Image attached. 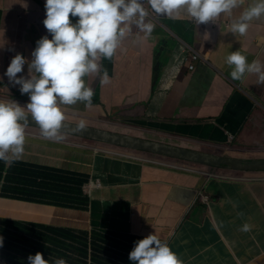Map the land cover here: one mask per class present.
Segmentation results:
<instances>
[{
	"label": "crops",
	"instance_id": "0c3cea01",
	"mask_svg": "<svg viewBox=\"0 0 264 264\" xmlns=\"http://www.w3.org/2000/svg\"><path fill=\"white\" fill-rule=\"evenodd\" d=\"M252 2L245 0L244 6ZM144 7L158 17V22L145 18L154 23L152 33L144 37L131 25L113 56L99 61L108 82L83 77L93 89L91 102L72 104L81 109L60 107L88 111L84 122L92 128L129 134L137 123L143 130L136 136L145 139L198 151H224L236 143L235 149L264 158V147L256 146L264 142V83H257L255 73L233 80L232 66L226 63L227 55L238 50L249 62L264 64V15L249 21L241 35L230 31L239 10L232 17L197 24L183 8L158 16L147 3ZM44 17V0H0V100L28 101L3 73L16 53L31 59L35 42L43 35L51 38ZM181 41L210 65L197 63L190 71ZM78 144L50 148L42 134L25 133L22 156L8 166H52L76 180L88 175V184L100 185L85 187L87 211L49 206V194L43 192L33 201L36 185L28 187L30 200L0 191V259L8 256L27 264V256L39 251L50 264L58 258L66 264H123L134 241L153 232L182 264H264V174L232 177L173 158L148 160ZM203 194L212 198L211 204ZM245 223L249 230L241 231ZM8 224L14 225L13 235H8ZM80 239L89 245L81 246Z\"/></svg>",
	"mask_w": 264,
	"mask_h": 264
},
{
	"label": "clouds",
	"instance_id": "9594fccd",
	"mask_svg": "<svg viewBox=\"0 0 264 264\" xmlns=\"http://www.w3.org/2000/svg\"><path fill=\"white\" fill-rule=\"evenodd\" d=\"M144 3H147L158 16H172L177 10L183 8L187 15L191 17L190 20L194 19L197 24L214 22L216 18L222 15L232 17L233 13L239 10V15L231 22L230 31L241 35L246 33L249 21L264 15V0H253L247 6H244L245 0H44L45 17L42 23L48 33L51 34V38L48 35H43L35 42L36 46L30 53L31 59L26 58L21 53H16L10 59L3 73V76H6L9 82L19 86L21 94L28 95V101L24 105H20L15 100H0V160L10 163L22 156L25 133L31 134L32 137L38 134L25 130L30 121L39 127L37 129H40L43 138L47 140L50 148L68 146L67 144L79 146V141L75 144L70 141L72 140L71 138L67 140L62 139V134L64 133H61L60 130L63 127V121L75 124L77 130L90 126L85 124L84 118L78 122L66 119L64 110L60 105H68V109H71V105L77 101H83L86 105L91 102L93 89L91 86L86 85L83 77L94 75L101 83L108 82V73L106 70H103V66L99 61L102 57L111 58L113 56L121 40L130 31L131 25L134 24L143 33L144 37L152 33L154 23L151 19L146 21L145 18L150 16L155 22H158V17L153 12L149 13L145 9ZM70 17L75 19H70ZM181 42L186 48L191 61L190 64L193 63L194 66L197 63L210 65L209 60L198 50L185 44L183 41ZM192 51H195L200 56L199 61H192L190 57ZM226 63L232 66L229 75L233 80L241 79L245 73H255L257 83H264V64H261L259 60L249 62L246 56L237 50L227 55ZM25 65H27L26 74H24ZM17 73L22 74L18 76ZM81 114L86 116L84 112ZM86 120L89 121V118L86 117ZM135 125L137 123H134V126L127 130L129 134L111 132L122 136L158 142L153 139L136 136L138 134L137 130L141 132L143 129L137 128ZM235 144H230V146L236 153L244 156L251 154L255 157L253 152L247 153L246 149H235ZM80 145L86 146L83 143H80ZM107 145L134 151L141 155L140 157L135 156V158L155 160L148 157V154L153 153L137 151L117 145ZM90 149L129 156L128 154L116 151L104 150L101 147ZM202 153L208 154L206 152ZM220 156L232 157L227 155ZM180 161L190 163L183 160ZM7 163L6 167H9ZM191 164L193 166L199 165ZM43 167L53 169L52 166ZM232 171L238 172L239 175L234 176L229 173L227 175L255 179V175L264 174V171ZM4 175H6V172ZM244 175H248V177H244ZM4 177L1 182L2 185ZM88 183L83 185V195L85 187L92 189V187L100 185L99 182L93 185ZM51 197L53 195L49 197V202ZM63 197L66 196L62 192L55 205L49 204V206L87 211V205L81 209L76 208L78 207V202L67 203L68 206L75 208L60 206L59 201ZM205 197H209V199L206 200ZM72 198L79 197L73 196ZM203 199L208 204L212 203V198L208 194H203ZM248 230L249 225L247 223L241 226V231ZM85 240L89 245V240L87 239H80L78 242L81 244ZM2 245L3 237L0 236V246ZM12 260L15 264H24L20 259L8 256L2 257L0 264H12ZM126 262L127 264H182V261L171 250L167 242L161 241L158 235L153 232L134 241L132 249L123 258V264ZM27 264H50V261L45 259L41 252L37 251L35 254L27 256ZM51 264H66V261L63 258H58L54 262H51Z\"/></svg>",
	"mask_w": 264,
	"mask_h": 264
},
{
	"label": "trees",
	"instance_id": "16d2710c",
	"mask_svg": "<svg viewBox=\"0 0 264 264\" xmlns=\"http://www.w3.org/2000/svg\"><path fill=\"white\" fill-rule=\"evenodd\" d=\"M17 95V94H14ZM5 161L0 160V185L4 177V183L2 187V193L10 195L12 199L24 200L27 198L30 200L32 196H29L30 191L28 187L30 185H36L38 188V197L41 193H48L51 205H55L58 201L61 193L66 197H63L59 201L60 206L66 208H75L68 206V202H78V209H81L87 205V199L83 195V185L89 181V176L85 174L79 175V179H73L71 173L56 168H46L40 166L30 167L26 164L13 162L12 165L6 167ZM7 168V169H6ZM6 172V175L4 173ZM8 195H5L9 197ZM26 195V196H25ZM29 196V197H27ZM73 196L79 198H72ZM80 245L88 246L87 241H83ZM12 264L15 262L12 260Z\"/></svg>",
	"mask_w": 264,
	"mask_h": 264
},
{
	"label": "water",
	"instance_id": "95a60500",
	"mask_svg": "<svg viewBox=\"0 0 264 264\" xmlns=\"http://www.w3.org/2000/svg\"><path fill=\"white\" fill-rule=\"evenodd\" d=\"M39 128L34 122L26 126L27 130ZM61 133L80 137L87 140H94L105 144L122 146L124 148L133 149L153 153L165 157L179 159L194 164L217 167L235 171H264V159H240L234 157H225L205 154L196 150L186 149L177 146H171L163 143L147 141L136 137L122 136L113 132H107L96 128L84 127L77 130L76 125L67 121H63Z\"/></svg>",
	"mask_w": 264,
	"mask_h": 264
},
{
	"label": "rangeland",
	"instance_id": "374dc122",
	"mask_svg": "<svg viewBox=\"0 0 264 264\" xmlns=\"http://www.w3.org/2000/svg\"><path fill=\"white\" fill-rule=\"evenodd\" d=\"M13 97H19V96H17V95H13ZM95 105H90L89 107H94ZM65 108H68V106L67 107H65ZM64 108V109H65ZM71 108L73 109V108H79V109H81L82 108V105H71ZM64 113H65V116H66V119H68V120H70V121H74V122H78L80 119H82V118H84L85 116L84 115H82V114H79V113H73V112H66L65 110H64ZM88 114V111L86 112V115ZM25 130H27L26 128H25ZM28 131H30V132H33V133H38V134H41V131H40V129H37V128H33L32 130H28ZM63 135V138L62 139H64V140H67V139H69V138H71L72 140H74L73 141V143H77L78 141L80 142V143H83L84 145H86L87 147H89V148H95V147H101V148H103L104 150H111V151H116V152H119V153H122V154H134V155H139L138 153H136V152H134V151H130V150H126V149H122V148H118V147H114V146H109V145H105V144H101V143H98V142H94L93 140H87V139H83V138H78V137H75V136H71V135H66V134H62ZM193 141V140H192ZM195 142V141H194ZM196 142H198V141H196ZM202 143V142H201ZM202 145V147H204L205 145L202 143L201 144ZM256 146H261V147H264V142L262 141V142H258V143H256ZM209 150L207 151L205 148H203L202 149V152H206V153H208V154H210V155H227V156H232V157H239V158H247V159H251V158H255V157H253L251 154H248L247 156H244V155H241V154H239V153H236V151H234V149L233 148H224V151L223 150H218V149H216V148H214V147H207ZM242 150H244V148L242 149ZM247 153H252V152H254V151H251V152H249V150L248 149H246L245 150ZM148 157H150V158H153V159H155V158H162V157H164V156H160V155H154V154H148ZM166 158V157H165ZM208 168H211V170H213V171H215V172H224L225 174H227V173H229V174H233L234 176H237V175H239V173L238 172H234V171H232V170H229V169H219V168H216V167H208ZM2 187H3V185L1 184L0 185V191H2L3 189H2ZM8 226H9V234L8 235H13V233H15V229L12 227V226H14L13 224H8ZM7 235V236H8ZM6 237V236H5ZM3 239H4V237H3ZM52 239V236L50 235V238L47 240V245L49 246V247H51V246H53L52 245V241H53V239ZM4 241V240H3ZM43 243H44V241H43ZM46 243V242H45Z\"/></svg>",
	"mask_w": 264,
	"mask_h": 264
},
{
	"label": "built area",
	"instance_id": "2783aa9c",
	"mask_svg": "<svg viewBox=\"0 0 264 264\" xmlns=\"http://www.w3.org/2000/svg\"><path fill=\"white\" fill-rule=\"evenodd\" d=\"M191 59L193 62H196V61H199L200 60V56L195 52V51H192L191 55H190ZM190 70H193L195 68L194 64L191 63L190 66H189ZM206 200L209 199V197H205Z\"/></svg>",
	"mask_w": 264,
	"mask_h": 264
},
{
	"label": "bare ground",
	"instance_id": "6f19581e",
	"mask_svg": "<svg viewBox=\"0 0 264 264\" xmlns=\"http://www.w3.org/2000/svg\"><path fill=\"white\" fill-rule=\"evenodd\" d=\"M120 126V125H119ZM258 130V129H257ZM190 141H192V140H190ZM194 141V140H193ZM138 159V158H137Z\"/></svg>",
	"mask_w": 264,
	"mask_h": 264
}]
</instances>
